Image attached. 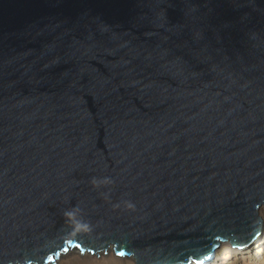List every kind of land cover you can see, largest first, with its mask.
Returning a JSON list of instances; mask_svg holds the SVG:
<instances>
[{
    "label": "water",
    "instance_id": "obj_1",
    "mask_svg": "<svg viewBox=\"0 0 264 264\" xmlns=\"http://www.w3.org/2000/svg\"><path fill=\"white\" fill-rule=\"evenodd\" d=\"M259 211L264 0H0V264H206Z\"/></svg>",
    "mask_w": 264,
    "mask_h": 264
},
{
    "label": "rangeland",
    "instance_id": "obj_2",
    "mask_svg": "<svg viewBox=\"0 0 264 264\" xmlns=\"http://www.w3.org/2000/svg\"><path fill=\"white\" fill-rule=\"evenodd\" d=\"M262 220V229L259 236L252 241L249 247L239 249L243 253L235 254L234 250L230 252L228 245L216 250L213 257L207 264H264V212L260 213ZM229 251V252H228ZM71 254L75 257L79 255L78 262L74 264H133L129 263L128 259H116L113 257L112 252L98 257L89 255L86 252L79 254L77 250H70ZM89 257V258H88Z\"/></svg>",
    "mask_w": 264,
    "mask_h": 264
},
{
    "label": "bare ground",
    "instance_id": "obj_3",
    "mask_svg": "<svg viewBox=\"0 0 264 264\" xmlns=\"http://www.w3.org/2000/svg\"><path fill=\"white\" fill-rule=\"evenodd\" d=\"M261 212H262V211H259V212H258V217H260V213H261ZM221 244H222V245H225V243H221ZM225 246H226V245H225ZM227 248H228V250H230V252L233 251V250L231 249V245H228ZM110 252H111V251L107 252L108 255H109ZM228 252H229V251H228ZM234 252H235V254L243 253V251L238 250V249H235ZM78 253H79V251H78ZM79 254H80V253H79ZM89 255H90V254H89ZM101 255H103V254H101ZM88 258H89V257H88ZM78 259H79V255H78L77 257H75V256H73V255L71 254L70 250H68L67 253L61 255L57 260H55L54 264H74L75 262H78ZM124 259H127V258H124ZM124 259H123V260H124ZM128 260H129V263H132V262H133V260H132L131 258H128ZM208 262H209V261H208ZM208 262H207V263H208ZM207 263H206V264H207ZM133 264H134V262H133ZM191 264H196V263H191Z\"/></svg>",
    "mask_w": 264,
    "mask_h": 264
},
{
    "label": "snow or ice",
    "instance_id": "obj_4",
    "mask_svg": "<svg viewBox=\"0 0 264 264\" xmlns=\"http://www.w3.org/2000/svg\"><path fill=\"white\" fill-rule=\"evenodd\" d=\"M121 255H123V254L121 253Z\"/></svg>",
    "mask_w": 264,
    "mask_h": 264
}]
</instances>
